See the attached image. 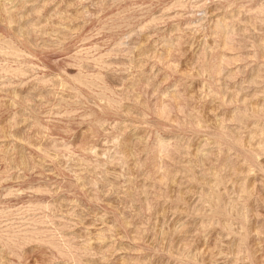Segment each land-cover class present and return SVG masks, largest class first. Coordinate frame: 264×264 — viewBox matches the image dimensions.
<instances>
[{"label":"rangeland","instance_id":"obj_1","mask_svg":"<svg viewBox=\"0 0 264 264\" xmlns=\"http://www.w3.org/2000/svg\"><path fill=\"white\" fill-rule=\"evenodd\" d=\"M0 264H264V0H0Z\"/></svg>","mask_w":264,"mask_h":264}]
</instances>
